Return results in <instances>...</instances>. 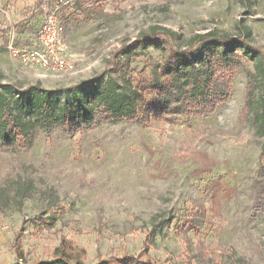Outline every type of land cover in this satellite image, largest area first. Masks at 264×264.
Listing matches in <instances>:
<instances>
[{
    "label": "rangeland",
    "instance_id": "rangeland-1",
    "mask_svg": "<svg viewBox=\"0 0 264 264\" xmlns=\"http://www.w3.org/2000/svg\"><path fill=\"white\" fill-rule=\"evenodd\" d=\"M52 5L28 6L10 44L32 46ZM55 10L74 72L44 73L0 45L1 90L27 125L13 145L0 144V264L49 260L62 240L86 263L130 255L149 264H264V135L255 118L263 87L249 83L254 68L239 52L228 99L207 114L112 122L95 102L90 123L68 131L16 95L32 89L60 108L94 78L146 86L162 52L144 47L141 33L167 31L181 49L208 31L248 33L264 54V0H63ZM122 46L137 49L111 74Z\"/></svg>",
    "mask_w": 264,
    "mask_h": 264
},
{
    "label": "trees",
    "instance_id": "trees-1",
    "mask_svg": "<svg viewBox=\"0 0 264 264\" xmlns=\"http://www.w3.org/2000/svg\"><path fill=\"white\" fill-rule=\"evenodd\" d=\"M138 40L144 47L152 46L162 52V64L152 67L146 86L138 82L135 84L130 76L112 78L109 75L102 85L98 84L97 78L83 82L78 87L79 94L75 93L60 108L32 89H16L17 101L47 124H56L68 131L79 129L82 123H90L93 114L91 106L95 102L105 109L107 118L112 122L138 118L148 120L150 115L161 117L169 112L207 114L228 99L230 80L240 67L236 58L239 52L252 62L254 68V72H248L249 83H262L263 91L255 118L259 133L264 135V54L249 43L248 33L230 36L208 31L197 34L194 41L182 49L175 46L172 35L167 31L141 33ZM136 49L134 46L116 48L108 64L109 72L116 74L128 66L130 54ZM253 89L252 85L248 88L249 96ZM6 92L0 87V144L11 146L26 134L27 125L20 115L13 113ZM147 92L151 95L146 100ZM145 259L124 255L117 261L119 264H149ZM32 264L112 262L102 259L86 263L73 252L72 246L62 240L51 259Z\"/></svg>",
    "mask_w": 264,
    "mask_h": 264
},
{
    "label": "built area",
    "instance_id": "built-area-1",
    "mask_svg": "<svg viewBox=\"0 0 264 264\" xmlns=\"http://www.w3.org/2000/svg\"><path fill=\"white\" fill-rule=\"evenodd\" d=\"M62 3L63 0H53L52 8L43 9L42 19L35 30V43L32 46L8 45L16 61L49 74L75 71V63L66 52L64 27L55 10V7Z\"/></svg>",
    "mask_w": 264,
    "mask_h": 264
},
{
    "label": "crops",
    "instance_id": "crops-1",
    "mask_svg": "<svg viewBox=\"0 0 264 264\" xmlns=\"http://www.w3.org/2000/svg\"><path fill=\"white\" fill-rule=\"evenodd\" d=\"M40 1L42 0H0V45L10 44L16 35L13 31L14 24L27 17L24 12L28 6L39 4ZM4 31L7 32L6 35H3Z\"/></svg>",
    "mask_w": 264,
    "mask_h": 264
}]
</instances>
